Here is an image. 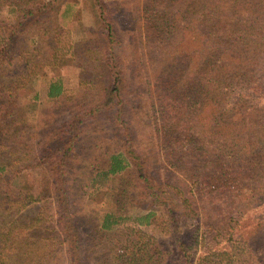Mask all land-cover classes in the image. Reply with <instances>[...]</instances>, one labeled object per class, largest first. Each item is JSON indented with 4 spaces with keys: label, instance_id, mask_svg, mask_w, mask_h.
<instances>
[{
    "label": "trees",
    "instance_id": "1",
    "mask_svg": "<svg viewBox=\"0 0 264 264\" xmlns=\"http://www.w3.org/2000/svg\"><path fill=\"white\" fill-rule=\"evenodd\" d=\"M75 1L0 0V264H264V0Z\"/></svg>",
    "mask_w": 264,
    "mask_h": 264
},
{
    "label": "rangeland",
    "instance_id": "2",
    "mask_svg": "<svg viewBox=\"0 0 264 264\" xmlns=\"http://www.w3.org/2000/svg\"><path fill=\"white\" fill-rule=\"evenodd\" d=\"M107 2L114 3L111 7L115 6L116 11H118L119 15H122V12L124 11L123 8L129 9L132 6V1L131 0H106ZM86 1H75V2H70V4L67 6L66 11L64 13V17H66L65 22H70L72 28L77 30V32L85 31L87 30L88 27L92 26L95 21L93 20V15L91 13V10H89V7L87 4H85ZM123 6V8H122ZM66 26H68L66 24ZM67 32L63 34L61 37L59 44H58V53L60 55H65L71 53V45L72 42L75 38V36L72 33L71 27H67ZM76 33L75 35H77ZM4 42V35L0 31V44ZM49 69V67H47ZM70 68V69H69ZM65 70H68L67 72L64 73V86H63V95L64 96H73L78 94L81 91H84L87 88V84L82 83L80 79H78V70L77 69H72V65L70 67L65 66ZM46 79H39L37 82L38 88H39V99L37 100L36 103V114H34L31 117V120H38L41 121L45 118L46 112L48 109L52 106V101L48 99L45 96V90H46ZM245 91H235L233 92L232 97L235 98L237 94L243 93V94H248V92ZM251 93V92H250ZM253 93V92H252ZM252 96L249 98L250 99V105L251 106H256V107H264V96L260 95L259 93L254 92L251 94ZM19 102L22 104H28L31 102V100L27 101L26 97L24 96H19ZM32 104V102H31ZM75 171L77 181L78 183H81L82 186H87L89 183V172H84L82 171L81 167L76 168ZM34 179L35 181H38V172H35L34 174ZM103 200L96 204H88L87 202L85 203V208L86 212H90L92 209H97V208H102L105 210H113L114 206L109 200L108 196L102 197ZM133 213H137L136 210L132 211Z\"/></svg>",
    "mask_w": 264,
    "mask_h": 264
}]
</instances>
